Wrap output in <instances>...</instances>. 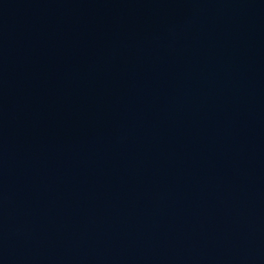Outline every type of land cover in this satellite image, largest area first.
Segmentation results:
<instances>
[{"label": "water", "instance_id": "water-1", "mask_svg": "<svg viewBox=\"0 0 264 264\" xmlns=\"http://www.w3.org/2000/svg\"><path fill=\"white\" fill-rule=\"evenodd\" d=\"M0 264H264V0H0Z\"/></svg>", "mask_w": 264, "mask_h": 264}]
</instances>
